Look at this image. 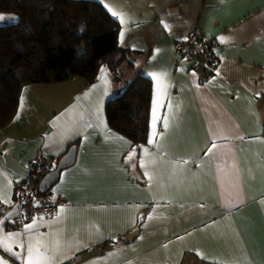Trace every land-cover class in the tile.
<instances>
[{
  "label": "crops",
  "instance_id": "1",
  "mask_svg": "<svg viewBox=\"0 0 264 264\" xmlns=\"http://www.w3.org/2000/svg\"><path fill=\"white\" fill-rule=\"evenodd\" d=\"M97 1L147 60L118 80L104 68L86 89L68 82L74 97L24 89L0 130V240L11 249L0 247V264H29V244L42 264L37 239L50 264H264V0ZM194 29L213 41L212 73L175 49ZM139 74L153 83V142L134 146L105 108ZM71 147L75 162L51 189L64 204L9 230L22 220L15 185L28 163L41 153L60 161Z\"/></svg>",
  "mask_w": 264,
  "mask_h": 264
},
{
  "label": "trees",
  "instance_id": "2",
  "mask_svg": "<svg viewBox=\"0 0 264 264\" xmlns=\"http://www.w3.org/2000/svg\"><path fill=\"white\" fill-rule=\"evenodd\" d=\"M0 16L7 18L0 25V130L14 121L26 87L79 78L86 89L99 80L104 68L116 80L121 78L123 56L129 68L144 56L119 41L120 25L97 0H0ZM152 96V81L136 75L123 92L108 101L105 115L109 128L134 146L148 143ZM26 175L25 169V177L16 186ZM35 191L39 202L43 194L37 187ZM15 192L16 202V188ZM20 206L22 220L8 226L9 230L39 218L27 217L23 202Z\"/></svg>",
  "mask_w": 264,
  "mask_h": 264
},
{
  "label": "built area",
  "instance_id": "3",
  "mask_svg": "<svg viewBox=\"0 0 264 264\" xmlns=\"http://www.w3.org/2000/svg\"><path fill=\"white\" fill-rule=\"evenodd\" d=\"M213 41L205 37L198 29L192 30L175 41V49L181 58L189 61L192 67L200 69L204 67L205 71L211 73L217 67V59L213 51ZM58 158L48 153H42L38 160L33 161L26 168L27 175L24 181L15 185L18 193L16 204L21 205L23 202L26 216L29 218L52 216L54 217L60 205L64 204L63 198L56 201L51 200V194L41 195L37 202V192L41 181L52 172L58 163ZM40 192V191H39ZM41 193V192H40Z\"/></svg>",
  "mask_w": 264,
  "mask_h": 264
},
{
  "label": "water",
  "instance_id": "4",
  "mask_svg": "<svg viewBox=\"0 0 264 264\" xmlns=\"http://www.w3.org/2000/svg\"><path fill=\"white\" fill-rule=\"evenodd\" d=\"M76 156V147H71L68 152L58 161L55 169L50 172L45 178L41 181L39 185V191L41 193L49 192L58 182L60 178V173L72 166L75 162Z\"/></svg>",
  "mask_w": 264,
  "mask_h": 264
},
{
  "label": "rangeland",
  "instance_id": "5",
  "mask_svg": "<svg viewBox=\"0 0 264 264\" xmlns=\"http://www.w3.org/2000/svg\"><path fill=\"white\" fill-rule=\"evenodd\" d=\"M14 17V16H13ZM16 18V17H15ZM13 19V18H12ZM17 19V18H16ZM5 20H7V18H5L4 20H0V25L3 24L4 22H6ZM10 21V20H8ZM12 22V21H11ZM140 61L142 62H146L147 56H139L138 57ZM121 68L123 69V74L125 75L124 71L126 72V74L128 73V71L130 72V68L128 67V63L124 62V56L122 57V66ZM130 74V75H129ZM134 73H128L129 76L133 75ZM81 79L77 78L75 79V82L78 83L77 81H80ZM83 80V79H82ZM70 82V81H69ZM65 84V87L62 88L61 90H59V88H61L63 85ZM43 86V85H40ZM44 87H54L57 88L54 92L53 96H47V97H74L75 94V90L73 89H67L68 87V82H64V83H59V84H52V85H45ZM33 121L32 122H36L37 123V127L40 129L43 122L45 123V120L43 119L42 113H40V115H37L36 117H33ZM46 124V123H45ZM41 130V129H40ZM23 135H28L26 133H24ZM29 137V136H28ZM52 192V191H51Z\"/></svg>",
  "mask_w": 264,
  "mask_h": 264
},
{
  "label": "snow or ice",
  "instance_id": "6",
  "mask_svg": "<svg viewBox=\"0 0 264 264\" xmlns=\"http://www.w3.org/2000/svg\"><path fill=\"white\" fill-rule=\"evenodd\" d=\"M117 13H115V12H113V15H116ZM5 19V17H3V16H0V20H4ZM167 27V26H166ZM155 119H156V117H155V114H154V125H155ZM164 124H165V126H167V118H165V120H164ZM153 141L150 139L149 140V143H152ZM215 145L213 144V147H214ZM135 150L133 149V152H134ZM145 152H147V149H145L144 150ZM209 151H211V149H209ZM131 158V157H130ZM142 167L144 166L143 164L141 165ZM145 174L146 175H148V173H147V171L145 172ZM151 178V177H150ZM149 219H151V217H149ZM27 228H28V230H31V225H29V226H26ZM6 240H11V239H13V237L12 236H9V237H7V238H5ZM37 247H36V251H35V255L37 256V257H39L40 258V261L42 262V264H50V261L54 258V257H49L48 255H47V248H45V250H44V252H41L40 251V247H39V245H40V240L39 239H37ZM21 247H23V245H20ZM0 247H6V245L4 244V241L3 240H0ZM6 250H9V251H11V249L10 248H7L6 247ZM27 251H28V256H29V264H32V257H33V246L31 245V244H29V246H28V249H27ZM58 251V249H55L54 250V254H55V252H57Z\"/></svg>",
  "mask_w": 264,
  "mask_h": 264
}]
</instances>
